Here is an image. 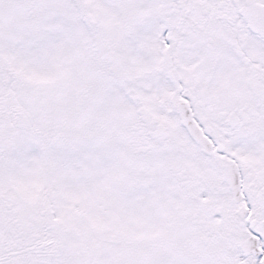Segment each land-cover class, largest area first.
<instances>
[{
	"label": "snow or ice",
	"instance_id": "1",
	"mask_svg": "<svg viewBox=\"0 0 264 264\" xmlns=\"http://www.w3.org/2000/svg\"><path fill=\"white\" fill-rule=\"evenodd\" d=\"M0 264H264V0H0Z\"/></svg>",
	"mask_w": 264,
	"mask_h": 264
}]
</instances>
